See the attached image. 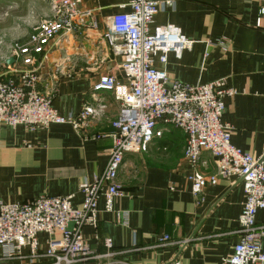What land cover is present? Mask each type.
I'll use <instances>...</instances> for the list:
<instances>
[{"label": "crops", "instance_id": "obj_1", "mask_svg": "<svg viewBox=\"0 0 264 264\" xmlns=\"http://www.w3.org/2000/svg\"><path fill=\"white\" fill-rule=\"evenodd\" d=\"M48 0H0V12L19 15L25 8L32 15L31 27L49 16ZM131 0H79L82 11H90L94 28L74 35L69 43H57L47 60L38 59V90L48 94L51 107L60 114L78 115L85 105L104 108L77 134L68 125H51L33 132L23 126H0V202L21 204L40 196L73 195L78 208L82 196L78 186L91 183L105 167L112 147L111 121L118 103L109 91L94 93L93 85L105 76L125 83L120 64L102 35L108 19L130 11ZM31 6V7H30ZM37 22V23H36ZM173 26L191 42L179 57L169 53L165 64L154 57V67L169 79L184 84H206L224 79L236 94L224 99L221 122L231 128V144L259 157L264 152V0H175L159 12L149 25ZM21 33L18 36H22ZM27 40V39H26ZM161 137L144 153L125 155L118 181L121 193L112 209L97 202L95 225L84 226L82 237L95 255L112 245V258L89 264H220L229 258L238 241L239 215L244 193L239 182L219 179L203 189L202 199L191 194L188 177L193 173L184 158L185 135L159 122ZM197 172L214 175V159L200 155ZM127 216L126 224L123 223ZM257 225H264V209L257 212ZM164 236L165 245H158ZM58 238V236H56ZM47 236L37 235L40 252ZM264 248V237L262 238ZM0 248V255H1ZM9 264H48L40 258Z\"/></svg>", "mask_w": 264, "mask_h": 264}, {"label": "built area", "instance_id": "obj_2", "mask_svg": "<svg viewBox=\"0 0 264 264\" xmlns=\"http://www.w3.org/2000/svg\"><path fill=\"white\" fill-rule=\"evenodd\" d=\"M49 16L39 21L23 44L12 43L0 56V126L15 129L23 126L33 132L51 125H68L81 135L91 119L104 108L95 94L96 105H85L74 116L60 114L51 107V98L38 90V59L47 60L57 43L67 44L74 35L94 28L90 11L79 8V0H48ZM175 0H131L130 11L108 19L102 35L115 56L121 57L120 69L125 83L114 76L101 77L92 87L94 93L109 91L118 103V112L110 125L113 144L102 172L91 183L78 186L82 203L72 206L73 195L40 196L21 204L0 202V264L24 259L28 251L31 261L44 258L48 264H89L112 258V245L104 241L106 252L95 255L81 230L95 225L97 202L105 201L111 211L112 200L120 195L118 173L125 155L144 153L153 140L161 137L157 124L162 122L185 135L184 158L193 173L188 177L191 194L201 201L203 189L219 179L241 183L244 203L239 215V238L229 258L220 264H264V225L255 217L264 209V152L254 157L231 144V128L221 122L224 99L236 94L227 89L225 80L189 85L169 79L164 70L154 67V57L165 64L167 55L179 57L191 42L170 25H149L154 17ZM11 65H6L8 59ZM214 159L215 174L197 172L202 153ZM124 215L123 223L126 224ZM47 236L45 252H40L37 235ZM58 236V238H56ZM168 236L158 245H165ZM99 264V263H95ZM169 264H180L172 261Z\"/></svg>", "mask_w": 264, "mask_h": 264}, {"label": "rangeland", "instance_id": "obj_3", "mask_svg": "<svg viewBox=\"0 0 264 264\" xmlns=\"http://www.w3.org/2000/svg\"><path fill=\"white\" fill-rule=\"evenodd\" d=\"M30 15H32L30 9L26 8L24 13L19 15L9 14L6 16L4 12H0V56L4 54V49L12 43L23 44L26 42L35 26L31 27L26 24V19ZM21 33H23L22 36H18Z\"/></svg>", "mask_w": 264, "mask_h": 264}, {"label": "water", "instance_id": "obj_4", "mask_svg": "<svg viewBox=\"0 0 264 264\" xmlns=\"http://www.w3.org/2000/svg\"><path fill=\"white\" fill-rule=\"evenodd\" d=\"M13 63V59H8L7 61H6V65H11Z\"/></svg>", "mask_w": 264, "mask_h": 264}]
</instances>
